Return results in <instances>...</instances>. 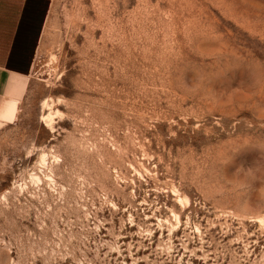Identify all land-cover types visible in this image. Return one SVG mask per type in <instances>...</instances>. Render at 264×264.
I'll return each instance as SVG.
<instances>
[{
  "label": "rangeland",
  "instance_id": "rangeland-1",
  "mask_svg": "<svg viewBox=\"0 0 264 264\" xmlns=\"http://www.w3.org/2000/svg\"><path fill=\"white\" fill-rule=\"evenodd\" d=\"M0 126V264H264V0H51Z\"/></svg>",
  "mask_w": 264,
  "mask_h": 264
},
{
  "label": "crops",
  "instance_id": "crops-1",
  "mask_svg": "<svg viewBox=\"0 0 264 264\" xmlns=\"http://www.w3.org/2000/svg\"><path fill=\"white\" fill-rule=\"evenodd\" d=\"M50 6L51 0H0V126L16 119Z\"/></svg>",
  "mask_w": 264,
  "mask_h": 264
}]
</instances>
